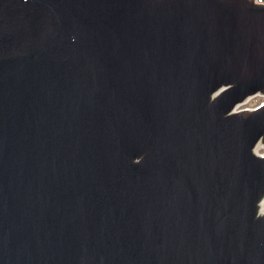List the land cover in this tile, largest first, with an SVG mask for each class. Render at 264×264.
Listing matches in <instances>:
<instances>
[{"label":"water","instance_id":"obj_1","mask_svg":"<svg viewBox=\"0 0 264 264\" xmlns=\"http://www.w3.org/2000/svg\"><path fill=\"white\" fill-rule=\"evenodd\" d=\"M264 3L0 0V264H264Z\"/></svg>","mask_w":264,"mask_h":264},{"label":"rangeland","instance_id":"obj_2","mask_svg":"<svg viewBox=\"0 0 264 264\" xmlns=\"http://www.w3.org/2000/svg\"><path fill=\"white\" fill-rule=\"evenodd\" d=\"M262 101H264L263 97L255 96V97L248 99L245 103H243L240 106V108H252V107H255L256 105H258ZM257 152L264 155V149L263 148L258 149Z\"/></svg>","mask_w":264,"mask_h":264},{"label":"bare ground","instance_id":"obj_3","mask_svg":"<svg viewBox=\"0 0 264 264\" xmlns=\"http://www.w3.org/2000/svg\"><path fill=\"white\" fill-rule=\"evenodd\" d=\"M258 150V149H257ZM257 150H255L256 152H257ZM258 153V152H257ZM258 154H260V153H258Z\"/></svg>","mask_w":264,"mask_h":264},{"label":"trees","instance_id":"obj_4","mask_svg":"<svg viewBox=\"0 0 264 264\" xmlns=\"http://www.w3.org/2000/svg\"><path fill=\"white\" fill-rule=\"evenodd\" d=\"M259 1H264V0H259Z\"/></svg>","mask_w":264,"mask_h":264}]
</instances>
